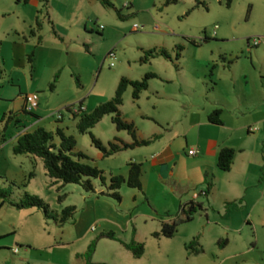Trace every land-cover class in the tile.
Masks as SVG:
<instances>
[{
    "label": "rangeland",
    "instance_id": "1",
    "mask_svg": "<svg viewBox=\"0 0 264 264\" xmlns=\"http://www.w3.org/2000/svg\"><path fill=\"white\" fill-rule=\"evenodd\" d=\"M200 2L196 6L194 0H177L164 7L163 0H111L113 7L108 8L83 0H0V264H264V171L248 184L240 170L210 176L212 193L198 200L203 210L180 224L172 238L146 235L141 242L144 254L134 258L118 241L99 235L102 226L111 227L110 220L125 203L101 195L106 188L99 181L95 193L72 184L54 185L39 158L12 152L24 131L41 127L55 132L61 114L62 127L75 138L76 150L92 163L100 152L89 134L77 132V121L65 108L82 101L88 113L93 111L113 97L121 78L140 81L146 74L155 75L138 100L132 99L131 87L124 92L119 110L125 120L138 114L152 119L182 117L190 109V99L203 97L205 85L213 86L212 78L218 75L223 82L227 73L222 66L229 65L231 57L236 73L247 75V92L258 94L264 81L260 75L264 0H232L230 7L218 0ZM40 25L43 48L34 55L30 48L25 54L23 43H32V33L39 32ZM65 35L69 38L61 40L59 36ZM253 40H260V45L253 47ZM177 47L183 49L178 61ZM150 50H163L170 59L144 61ZM109 53L115 57L109 58ZM18 89L44 100L41 123L33 124L36 119L23 113L18 114L22 121H7L11 109L20 111ZM89 133L104 146L113 133L117 138L126 136L116 130L111 115ZM254 134L245 140L244 156L257 165L264 156V138ZM131 152L102 164L120 165ZM25 194L42 199L58 219L67 206L75 207L74 216L60 225L40 209H18L16 204ZM86 230L88 236L80 239ZM138 231L141 236L147 230L139 226ZM193 240L196 245L188 248ZM224 240L226 244L220 246ZM92 242L95 252L88 259L84 254Z\"/></svg>",
    "mask_w": 264,
    "mask_h": 264
},
{
    "label": "crops",
    "instance_id": "2",
    "mask_svg": "<svg viewBox=\"0 0 264 264\" xmlns=\"http://www.w3.org/2000/svg\"><path fill=\"white\" fill-rule=\"evenodd\" d=\"M83 2L92 4L99 0H83ZM47 20L49 25L51 23L49 15ZM35 22L39 24L37 20ZM39 30L37 33L33 32L32 43L28 40L23 43L22 48L25 54H28L30 48H33V55L43 48L42 25L39 26ZM59 37L63 41L69 38L68 35ZM28 57L31 64V56ZM232 60L231 57L230 64L222 66L223 71L227 73L223 82L218 75L212 78L213 86L208 88L205 85L206 92L202 95L203 97L190 99V109L182 117L174 115L152 119L145 114H138L134 118L126 117L127 122L135 125L137 139L147 140L157 135L158 138L152 143L127 150L133 152L123 158L120 165L103 166L102 163L125 151L109 158H103L99 153L94 161L90 162L103 171L106 184L111 177L127 176L129 163L140 164L142 170L141 189H130L125 185L121 187V204L125 203V207H120L115 217L110 220L111 227L102 226L99 229L101 237L109 232L115 237L122 238L120 240L124 243H141L146 239V235L152 237V233L159 232L163 223L171 222L180 216L184 205L189 202L200 203L198 201L202 196L200 193L207 191L205 186L211 181L210 176L213 178L222 173L217 168V157L222 148L234 150L230 172L240 170L246 184L261 177L264 171V156H262V162L252 165L250 159H246L244 155L245 140L253 131L254 136H258L259 139L264 138V81L260 85L258 94L247 92L249 90L247 75L245 73L238 75L233 69ZM215 67L220 71V66L215 65ZM35 73L36 67L33 60V76ZM260 75L264 77V65ZM24 96L25 94H21L18 89L17 100L21 107L17 113H13L14 109H11L10 116L15 118L14 121H22L18 114H24ZM43 105L44 100L40 98L33 116L36 122L33 124L41 123L43 120L41 117L44 113ZM77 108L78 106H75L72 112L76 113ZM81 108L88 112L83 104ZM214 110L221 111V125H214L208 121L209 114ZM70 115L72 116L71 113ZM63 120L64 117L61 114L60 118L59 116L56 118L55 131L60 129L67 134L62 127ZM139 121L141 123L137 124ZM122 132L126 133V136L119 139L125 143H131L130 135L125 131ZM116 136L113 133L112 139ZM191 149L198 152L196 156L187 154ZM211 193L212 190L205 196L206 199ZM139 226L147 230L141 236L138 231ZM85 236H88V230L81 233L79 237L84 239ZM119 245L124 249L120 243Z\"/></svg>",
    "mask_w": 264,
    "mask_h": 264
},
{
    "label": "trees",
    "instance_id": "3",
    "mask_svg": "<svg viewBox=\"0 0 264 264\" xmlns=\"http://www.w3.org/2000/svg\"><path fill=\"white\" fill-rule=\"evenodd\" d=\"M196 6L201 5L200 0H194ZM103 7H113L108 0H99ZM219 3H224L227 7H230L232 0H218ZM177 3V0H163V6ZM119 18L123 17L117 11ZM33 34V33H32ZM182 47H177L175 60L178 61L181 57ZM163 57L170 59V56L163 50H150L144 53V61L151 58ZM2 71L0 69V76ZM155 78L154 74H146L140 81H133L127 78H121L118 82L117 88L113 97L104 103L99 104L91 112L85 110L80 111L82 102L78 103V113H73L72 109L74 105L66 107L65 110L72 114L73 119L77 122L75 124L76 130L79 134H89L92 145L102 154L103 158H109L115 154L134 149L136 147L147 146L152 141L158 138L157 135L147 140H139L136 138L137 129L133 123L127 122L122 118L119 108L122 106L123 94L128 87L132 88V99L134 101L139 99L140 94L147 89V82L149 79ZM57 76L54 77L53 83L50 84V90L54 89V82ZM78 83V81H76ZM31 116H35L34 113H25ZM111 115V122L115 126L117 131H125L131 137V143H125L119 138L115 137L112 141L108 142L107 146H104L102 142L96 139L89 133L96 124H98L105 116ZM60 116V114H59ZM14 117L8 116L7 121L12 120ZM208 121L214 125H221V111L214 110L208 116ZM18 123L19 121H15ZM14 155H30L39 158L45 170L46 175L52 180L54 185H77L84 192L95 193V181H99L102 186L106 188V192H101V195H106L117 203L121 202L120 190L123 185L130 189H141V165L136 163L127 164V176L121 175L111 177L107 180L104 177V173L97 166L90 163V158L83 153L76 150V140L72 135H67L64 131L57 129L55 132H47L44 128L38 127L32 132L24 131L17 137L16 143L12 148ZM234 150L230 148H222L217 157V168L219 171L227 173L230 172L233 165ZM33 177L32 174L29 175ZM213 188V183L210 181L207 185L206 195H208ZM3 194L0 192V196ZM64 197H59L58 201H63ZM18 209L37 208L43 211L44 216L49 219H54L59 222L60 225L68 222L75 213L74 206L65 207L61 213L60 218H57L53 212L49 210L48 205L39 197L34 195H24V199L16 204ZM203 210V206L200 203L189 202L182 207L180 216L168 223H163L159 232L152 233V237L158 239L172 238L177 231V228L182 223L190 222L194 215ZM118 241L124 249L131 253L134 258H140L144 254V246L141 243H124L114 236L113 233H107L102 237ZM226 241H219V245L223 246ZM196 245V241L193 240L188 248ZM95 252V243L92 242L87 247L84 254L88 259Z\"/></svg>",
    "mask_w": 264,
    "mask_h": 264
},
{
    "label": "built area",
    "instance_id": "4",
    "mask_svg": "<svg viewBox=\"0 0 264 264\" xmlns=\"http://www.w3.org/2000/svg\"><path fill=\"white\" fill-rule=\"evenodd\" d=\"M108 1H111V0H108ZM133 30L134 31H137L138 30V27L135 25L134 27H133ZM260 45V40H253V43H252V46L253 47H257V46H259ZM108 57L109 58H114L115 56H114V54L113 53H109L108 54ZM112 65V64H111ZM38 105H39V99H38V95L37 94H35V93H29V94H26L25 96H24V108H23V111L25 112V113H34L36 110H37V108H38ZM82 107V106H81ZM80 107V111H83V109ZM78 111H79V109L77 108L76 109V113H78ZM59 116V115H58ZM59 118H60V116H59ZM197 151L196 150H194V149H191V150H189L188 152H187V154L189 155V156H196L197 155ZM200 195H202V196H206V191H204V192H201L200 193Z\"/></svg>",
    "mask_w": 264,
    "mask_h": 264
}]
</instances>
